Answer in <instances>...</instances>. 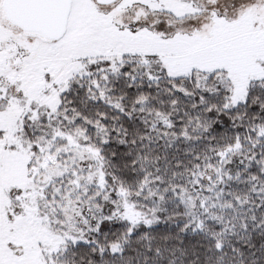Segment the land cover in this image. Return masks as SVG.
Wrapping results in <instances>:
<instances>
[{
    "label": "snow or ice",
    "instance_id": "6c2138e0",
    "mask_svg": "<svg viewBox=\"0 0 264 264\" xmlns=\"http://www.w3.org/2000/svg\"><path fill=\"white\" fill-rule=\"evenodd\" d=\"M0 264H264V0H0Z\"/></svg>",
    "mask_w": 264,
    "mask_h": 264
}]
</instances>
